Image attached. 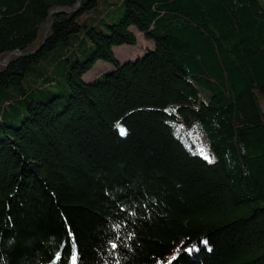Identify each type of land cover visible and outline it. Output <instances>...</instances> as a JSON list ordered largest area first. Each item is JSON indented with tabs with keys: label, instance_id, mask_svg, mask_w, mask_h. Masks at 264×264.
I'll use <instances>...</instances> for the list:
<instances>
[{
	"label": "trees",
	"instance_id": "16d2710c",
	"mask_svg": "<svg viewBox=\"0 0 264 264\" xmlns=\"http://www.w3.org/2000/svg\"><path fill=\"white\" fill-rule=\"evenodd\" d=\"M170 260L264 264V0H0V264Z\"/></svg>",
	"mask_w": 264,
	"mask_h": 264
},
{
	"label": "rangeland",
	"instance_id": "374dc122",
	"mask_svg": "<svg viewBox=\"0 0 264 264\" xmlns=\"http://www.w3.org/2000/svg\"><path fill=\"white\" fill-rule=\"evenodd\" d=\"M102 5L105 6V3L101 2L100 7ZM112 8H113L114 13H116L117 11L120 10L118 5L113 4ZM132 29H134V31L137 35L136 45L124 44V45H120V46H117L114 48L115 54L123 62L126 60H133V59L137 58L138 56L143 55L147 49L154 47V43L150 40H147L144 37L143 33L136 30L135 27H133ZM112 69H114V65L112 63L106 62L103 60H99L96 62L94 67L84 75V79L86 81L90 80V79H94V78L98 77L100 74H102L103 72L109 71ZM211 152L213 153V155L215 157V153H214L212 148H211ZM211 152H203L202 151V153L204 155H206L208 158L212 159L213 155Z\"/></svg>",
	"mask_w": 264,
	"mask_h": 264
},
{
	"label": "snow or ice",
	"instance_id": "6c2138e0",
	"mask_svg": "<svg viewBox=\"0 0 264 264\" xmlns=\"http://www.w3.org/2000/svg\"><path fill=\"white\" fill-rule=\"evenodd\" d=\"M120 131H121L122 135L126 134V130L125 129L121 128ZM205 158L207 159V156H205ZM204 243H207V242L205 241ZM185 250L188 251V252H191L193 249L192 248H188V249H185ZM177 252H179V250H177ZM176 258H177L176 256H173L171 258V260H175ZM171 260L169 261V264H171Z\"/></svg>",
	"mask_w": 264,
	"mask_h": 264
}]
</instances>
